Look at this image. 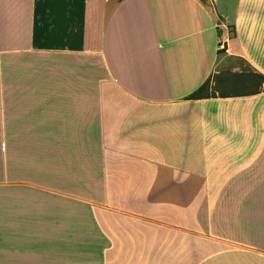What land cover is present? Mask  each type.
Returning <instances> with one entry per match:
<instances>
[{"label":"crops","instance_id":"0c3cea01","mask_svg":"<svg viewBox=\"0 0 264 264\" xmlns=\"http://www.w3.org/2000/svg\"><path fill=\"white\" fill-rule=\"evenodd\" d=\"M223 55L264 74V0H0V264H264V89L189 98Z\"/></svg>","mask_w":264,"mask_h":264},{"label":"trees","instance_id":"16d2710c","mask_svg":"<svg viewBox=\"0 0 264 264\" xmlns=\"http://www.w3.org/2000/svg\"><path fill=\"white\" fill-rule=\"evenodd\" d=\"M219 32L221 33V31ZM223 52V49L219 50L220 54ZM230 81H233V84L236 87L234 89L235 91H227L229 89L228 86ZM263 84L264 74L255 71L252 68L250 71L222 70L208 78L189 96V98L201 99L217 95L232 96L255 94L264 89Z\"/></svg>","mask_w":264,"mask_h":264},{"label":"rangeland","instance_id":"374dc122","mask_svg":"<svg viewBox=\"0 0 264 264\" xmlns=\"http://www.w3.org/2000/svg\"><path fill=\"white\" fill-rule=\"evenodd\" d=\"M223 57H224V65L222 66L220 71L222 70H232L233 71L235 67L239 68L240 70H244V71H250L251 69L248 63H246L244 60L240 58L233 57V56H224V55ZM228 88L229 89L227 91H235L234 89L236 87L234 86L233 81H230Z\"/></svg>","mask_w":264,"mask_h":264}]
</instances>
